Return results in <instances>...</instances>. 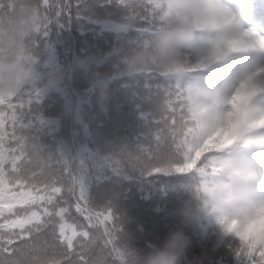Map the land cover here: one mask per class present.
<instances>
[{"label": "trees", "instance_id": "1", "mask_svg": "<svg viewBox=\"0 0 264 264\" xmlns=\"http://www.w3.org/2000/svg\"><path fill=\"white\" fill-rule=\"evenodd\" d=\"M259 5H263L262 0H254L253 8ZM130 13L131 9L117 0H86L83 11L73 9V18L68 23L50 26L36 84L20 92L35 88L42 94L40 103L34 106V114L24 115L28 125L25 135L39 145L43 156L69 165L87 188L91 206L81 214L76 209L75 198H69L65 222L77 233L88 231L91 239L102 233L105 225L92 227L85 217L89 211L102 213L108 207L114 212L125 245L147 254L162 244L169 231L182 226L181 208L193 198L204 177L198 172L174 170L149 176L132 161L175 157L177 141L170 133L162 134L161 117L177 90L185 94L190 104L195 103L199 112L197 126L209 132L227 126L230 119L225 115L217 80V72L223 68L219 61L227 56L224 51L211 49L212 43L202 41L208 37L209 30L186 50L188 69L183 79L169 78L152 70L125 75L122 58L156 34L151 22L139 15L132 30L117 32L119 23ZM107 53L112 55L104 59ZM53 72L63 80L58 88L45 90L44 85ZM101 82L107 85L106 109L101 108L99 101ZM251 105L243 103L242 130L231 144L218 151L216 160L221 173L247 167L255 174L253 160L264 157V145L255 141L259 129ZM117 159L122 161L118 169L114 165ZM43 163L38 160L32 165L40 188L44 187L40 180L47 178V170L41 171ZM56 186L62 189L57 199L66 196L64 184L57 182ZM81 207H85L83 202ZM92 219L95 221L96 217ZM223 219L209 214L201 224L187 227L193 238L189 257L206 252L204 264H248L235 254L238 238L226 231ZM0 222H4L2 218ZM66 235H71V230ZM23 240L25 254L40 256L50 237L42 231L25 233ZM78 241L79 235L74 243ZM20 243L21 240L15 241ZM39 264H46L43 257Z\"/></svg>", "mask_w": 264, "mask_h": 264}, {"label": "snow or ice", "instance_id": "2", "mask_svg": "<svg viewBox=\"0 0 264 264\" xmlns=\"http://www.w3.org/2000/svg\"><path fill=\"white\" fill-rule=\"evenodd\" d=\"M117 2L131 9L132 13L139 15L141 19L150 21L153 30H158L163 13L162 0H141L136 7H132L128 0ZM40 5L47 20L35 41L37 48L42 42H46L51 25L68 23L73 18V9L83 11L86 0L75 2L40 0ZM3 6V0H0V7ZM145 12L147 15H143ZM223 14L224 8L219 0H206L209 27H217ZM254 43H257L256 35L246 34L239 41L229 42L228 48L239 50L246 44ZM259 43L264 44V40ZM223 50V47L217 45L218 52ZM250 91L251 87L242 86L233 100L235 111L227 126L209 132L197 126L199 112L195 103L190 104L185 94L177 90L175 95L169 98L165 113L161 117L162 134L170 133L177 141L175 157L132 162L146 170L149 176L173 170L180 173L198 172L204 178L220 175L216 153L236 138L242 117L241 109ZM41 99L42 94L35 88L27 93L0 96V218L4 221L0 222V264H39L41 257L46 264H122L126 245L112 209L104 207L102 213L88 212L85 219L92 227H96L97 224L105 225L103 232H98L91 239H88L90 237L88 231L77 233L75 228L65 222L69 198H75L76 209L81 214H84L91 205L87 188L73 169L65 162L43 156L39 145L25 135L28 125L23 119L24 115L34 114V106L39 104ZM38 160L44 161L41 171L47 170V178L40 180L43 188L38 187L36 173L32 167ZM197 161H200L199 166ZM121 163L120 159L114 161L117 169ZM57 182L64 184L66 194L59 199L57 196L62 189L56 186ZM81 202L85 207H81ZM37 208L40 211H36ZM5 212L8 215H5ZM13 216L16 218L13 219ZM93 216L96 217L95 221L92 219ZM109 220L112 221L111 224L107 223ZM222 222L226 226V231L238 238L235 254L248 264H264V209H261L259 217L245 214L243 220L224 218ZM84 227L87 228L88 225ZM6 228L9 231L5 232ZM16 228L20 231H11ZM69 230L71 235H66ZM42 231L50 237L43 254L40 256H32L30 252L25 254L26 241L23 240L25 233ZM77 235L80 241L74 243ZM16 240H21V243L15 244ZM48 249L51 250L50 253Z\"/></svg>", "mask_w": 264, "mask_h": 264}, {"label": "clouds", "instance_id": "3", "mask_svg": "<svg viewBox=\"0 0 264 264\" xmlns=\"http://www.w3.org/2000/svg\"><path fill=\"white\" fill-rule=\"evenodd\" d=\"M140 2L128 0L132 7ZM162 3L163 13L156 34L122 58L125 75L152 70L169 78L183 79L188 69L186 50L203 32L211 30L218 33L217 44L228 51L229 42L241 39L244 23L252 16L254 0H236L235 8L223 7V18L217 27L208 26L206 0H162ZM3 5L0 7V96L6 97L26 86H35L45 45L42 42L37 48L35 41L47 18L40 0H3ZM138 19L133 13L126 15L117 26V32H129ZM111 55L105 54L104 59ZM62 80L60 74L51 73L45 90L58 88ZM99 92L101 108L106 109L105 83H100ZM240 130L242 118L237 133ZM261 209H264V173L253 174L251 169L241 167L238 171L228 169L218 176L204 178L193 198L181 208L182 226L169 231L162 244L147 254L126 245L122 264H204L206 252L189 257L193 238L187 227L201 224L209 214L243 220L245 214L259 217Z\"/></svg>", "mask_w": 264, "mask_h": 264}, {"label": "rangeland", "instance_id": "4", "mask_svg": "<svg viewBox=\"0 0 264 264\" xmlns=\"http://www.w3.org/2000/svg\"><path fill=\"white\" fill-rule=\"evenodd\" d=\"M234 1L235 0H220L221 3H219L222 6L224 5L223 7L231 9L236 7ZM246 34H255L257 39V43L247 44V47L244 48L245 50H252V55L244 54L251 57H247L246 60L239 65H233L234 71L225 75L220 84V100L226 108L225 115L228 116L229 119L231 118L235 108L233 100L237 93L241 90L242 86L251 87V91L244 101V103L247 104L250 103V100H252L258 92H264V44L259 43V41L264 40V9L261 11V14L253 11L251 18L245 21L242 36ZM203 42L212 43L213 46L211 49L216 48L217 50V40H204ZM258 108L259 113L257 114V127L264 124V99L260 100ZM257 138L259 139V143L264 144V131L258 135ZM253 165L254 168H256L255 173H264V159H254Z\"/></svg>", "mask_w": 264, "mask_h": 264}, {"label": "water", "instance_id": "5", "mask_svg": "<svg viewBox=\"0 0 264 264\" xmlns=\"http://www.w3.org/2000/svg\"><path fill=\"white\" fill-rule=\"evenodd\" d=\"M71 96V95H70ZM72 98V97H71ZM73 107H74V101H73V99H72V109H71V114H72V112H73ZM76 158V157H75ZM75 158L73 159V161L75 160ZM72 161V162H73Z\"/></svg>", "mask_w": 264, "mask_h": 264}]
</instances>
